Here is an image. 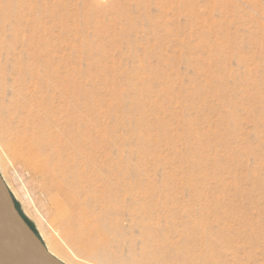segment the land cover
<instances>
[{"label":"rangeland","instance_id":"374dc122","mask_svg":"<svg viewBox=\"0 0 264 264\" xmlns=\"http://www.w3.org/2000/svg\"><path fill=\"white\" fill-rule=\"evenodd\" d=\"M0 62L58 197L0 144L4 181L69 261L264 264V0H0Z\"/></svg>","mask_w":264,"mask_h":264},{"label":"bare ground","instance_id":"6f19581e","mask_svg":"<svg viewBox=\"0 0 264 264\" xmlns=\"http://www.w3.org/2000/svg\"><path fill=\"white\" fill-rule=\"evenodd\" d=\"M1 68H2V65L0 62V72L2 71ZM5 76H6V74L0 75V80H3L5 78ZM35 79L37 82H39V78H35ZM35 84H37V83H35ZM26 128L24 129L23 126L20 125L19 120H16L13 118L8 119L5 117H1L0 118V144H3L4 146H6V145L9 146V149H10V152H11L13 159L21 160L23 163V166L26 169L31 170L35 173H38L40 175V177L42 178V181H43V184L41 187L42 194L47 199H51V200L55 199L56 200V198H54V197H58V196H54V194H53L54 192H56V186L53 185V183L50 184V182L53 181V178H51L52 175L50 176V171H49L48 167H46L45 164L42 163L43 161H40L41 146H42V145H40V140H36V139H32V138L29 139L28 138V128L27 129ZM46 130H49V129L48 128L44 129L45 133H47ZM52 137H54V139H58L59 143H62V148L66 147V146L69 147L71 144L75 145V140H74L75 138H73V136H71L70 132H68V135L66 138H65V136H63L61 139L59 134H54V136H52ZM39 138H41V137L39 136ZM0 156H1V154H0ZM0 170H1L0 175H1L2 179L6 181V178H5L6 177V170H5V168L0 165ZM7 186H8V188L10 187L9 184ZM9 190H10V188H9ZM60 190H61V192H63L62 188L58 189V191H60ZM59 193L60 192H58V194ZM59 195H61V193ZM13 196H14V194H13ZM102 197L105 198V196H102ZM14 198H15V196H14ZM15 200H16V198H15ZM59 202H61V201H59ZM54 203L55 202H53V204ZM57 203L58 202L56 201V204ZM57 205H59V204H57ZM59 206H57L58 208L55 205H54L55 208L53 206L52 207L55 209V211H57L56 214L58 213L57 215L61 216V214H63L64 210H62V209L60 210L59 208H61V206L60 207ZM62 206H64V205H62ZM58 210H59V212H58ZM66 217H67V215H65L64 221L65 220L66 221L63 222L64 225L66 227H68L70 225L72 226V223L74 221L69 219L70 218L69 216H68V218H66ZM83 218H84V216L79 215V216H77V219L76 218L75 219H76V222H81L83 220ZM195 225L198 226V233L201 235L202 238H205L207 240H209V238H210V241H207L206 243L208 244L207 246H209L208 251L209 252L213 251V249L218 245H216V246L213 245V242H214L213 237L214 236L212 235L211 231L207 230L205 227H203L204 224L197 225V223H196ZM220 235L225 236L224 234H220ZM40 236L42 237L43 235L40 234ZM215 236L217 237V235H215ZM188 237H190V236L188 235ZM218 237H219V235H218ZM42 239H43L48 251L52 255H54L56 258L60 259L65 264H74L71 261H69L63 254H61L56 249L55 246H53L52 244L47 242L44 237ZM222 243L224 244V243H226V241L223 240ZM98 255L101 259L109 258V255L105 251L100 252ZM0 263H10V264H21V263L23 264L24 263L23 257H22V252H21V249H20V246L18 243L17 235H16L15 226L11 222V220L1 211H0Z\"/></svg>","mask_w":264,"mask_h":264},{"label":"water","instance_id":"95a60500","mask_svg":"<svg viewBox=\"0 0 264 264\" xmlns=\"http://www.w3.org/2000/svg\"><path fill=\"white\" fill-rule=\"evenodd\" d=\"M0 211L14 224L23 264H65L52 255L40 234L36 233L22 216L16 200L0 175ZM10 264V263H0ZM22 264V263H21Z\"/></svg>","mask_w":264,"mask_h":264},{"label":"trees","instance_id":"16d2710c","mask_svg":"<svg viewBox=\"0 0 264 264\" xmlns=\"http://www.w3.org/2000/svg\"><path fill=\"white\" fill-rule=\"evenodd\" d=\"M16 205H17L18 209L20 210V208H19L17 202H16ZM20 212H21L22 216L24 217V219L27 221V223L30 225V227H31V228H32V229L38 234V232H37V230L35 229V227L33 226V224H32L30 221H28V219H26V217L24 216V214L22 213L21 210H20Z\"/></svg>","mask_w":264,"mask_h":264}]
</instances>
